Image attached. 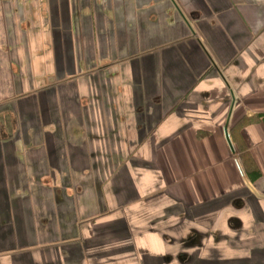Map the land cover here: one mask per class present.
<instances>
[{"label":"crops","instance_id":"0c3cea01","mask_svg":"<svg viewBox=\"0 0 264 264\" xmlns=\"http://www.w3.org/2000/svg\"><path fill=\"white\" fill-rule=\"evenodd\" d=\"M0 264H264V0H0Z\"/></svg>","mask_w":264,"mask_h":264},{"label":"water","instance_id":"95a60500","mask_svg":"<svg viewBox=\"0 0 264 264\" xmlns=\"http://www.w3.org/2000/svg\"><path fill=\"white\" fill-rule=\"evenodd\" d=\"M225 134H226L225 137L227 138V141H228V143H229V145H230V147H231L230 149H232V151L234 152L235 149H233V148H234L233 143H232V141H231V139H230V136H228V135H229L228 126L225 127ZM238 161H239V160H238ZM238 161H237V162H238ZM238 164H239V167L241 168L242 175H244V171H243V169H242V166H241L240 162H238ZM244 177H245L246 183L249 185L248 187L251 188V189H253V190L255 191V189L252 188L253 186L251 185V183L249 182V180L246 178L245 175H244Z\"/></svg>","mask_w":264,"mask_h":264},{"label":"flooded vegetation","instance_id":"af4514ba","mask_svg":"<svg viewBox=\"0 0 264 264\" xmlns=\"http://www.w3.org/2000/svg\"><path fill=\"white\" fill-rule=\"evenodd\" d=\"M183 258V257H182Z\"/></svg>","mask_w":264,"mask_h":264}]
</instances>
